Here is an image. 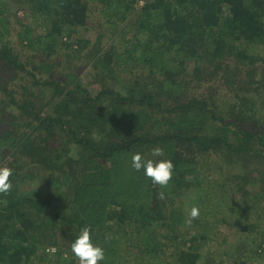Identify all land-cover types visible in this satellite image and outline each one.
Instances as JSON below:
<instances>
[{
  "label": "trees",
  "instance_id": "16d2710c",
  "mask_svg": "<svg viewBox=\"0 0 264 264\" xmlns=\"http://www.w3.org/2000/svg\"><path fill=\"white\" fill-rule=\"evenodd\" d=\"M98 2L104 16L96 38L78 34L79 48L61 63L51 51L62 33L77 34L93 23L89 0H22L33 17L19 31L24 54L0 38V167L13 168L11 189L0 193V264H21L50 244L58 245L59 254L61 244L71 251L84 226L106 250L98 264L118 258L117 224L120 233L129 231L158 252L161 243L151 228L160 219L164 236H176V264H198L193 247L205 234L176 235L183 225L193 227L177 213L183 205L177 195L200 184L201 169L221 166L218 157L238 164L245 180L264 177V54L256 51L257 44L264 45V0ZM0 14L7 29L11 19ZM107 29L115 36L133 30L134 47L125 45L122 52L106 47ZM41 47L48 51L45 58ZM122 58L133 63L129 80L122 76ZM188 61L194 62L190 72ZM78 64L88 68L89 83L81 82ZM221 83L229 88L230 102L219 92ZM154 147L163 149L162 157L152 155ZM137 152L174 162L167 186L132 167ZM30 164L33 169H27ZM35 170L55 186V194L37 199L19 193ZM59 184L68 187L66 193ZM257 202L262 206L253 216L261 220L264 197ZM255 205L234 210L249 218ZM174 207L177 215L167 217V208ZM198 222V230L211 231L206 221L192 223ZM60 229L64 235H58ZM262 249L253 253L259 257Z\"/></svg>",
  "mask_w": 264,
  "mask_h": 264
},
{
  "label": "rangeland",
  "instance_id": "374dc122",
  "mask_svg": "<svg viewBox=\"0 0 264 264\" xmlns=\"http://www.w3.org/2000/svg\"><path fill=\"white\" fill-rule=\"evenodd\" d=\"M89 1L90 3L92 2V0ZM91 5L94 12L92 16V19L94 18L93 23L89 26V28H80L81 31L79 30L77 34L74 33L70 35L68 33H62V35H60V44H58L54 48V50L51 51L54 56H52V58H57V60H60V63L68 60V54H72V52L70 51L73 50V48L77 50L80 46L78 34L81 35L82 38H84L83 36H85V38H88L90 40H94L96 38L98 32L96 26L102 28L101 21L103 20L102 17L104 16L102 14V9L104 7L102 8V5L99 4L98 0L93 1ZM22 6V0H0V11H2V15L4 17H7L8 19H11V24L7 26V29H2L0 25V38H2L4 41L8 40V46L15 47V50L20 53H23L25 48L21 47L20 43L22 33H19V31L22 28L23 23H33V17H28L27 12L24 9L25 7ZM39 30L41 32V29ZM115 30L119 29L116 28ZM65 31L68 32L67 29ZM104 32L105 35L103 36V43L106 45V47L113 45V47L119 52H122L124 50L125 45L134 47L133 39L135 38L133 37V30H127L124 36L121 31H119L120 35L118 34L117 36L114 35V32H111V29H107V31L104 30ZM256 46H258L256 51L260 55H263L264 45L257 44ZM45 47H41V50H43V58H45L48 54V51L45 52ZM52 58H50L49 60H51ZM176 58H180V56H177ZM122 59L123 62L121 63L120 67L123 70L125 68V72H122V76L128 78L129 80L132 75L129 70L131 71L133 63L127 58ZM232 60V57L227 59V62L231 64L230 68L234 65ZM193 63V61H188L186 63V72L191 71L190 69L192 68ZM77 67L79 70V77L81 79V82H83L84 84L89 83L92 80V75H90L88 68L83 67L82 64H78ZM139 71H141V69H138V67L134 68V72L139 73ZM219 92H221V94L226 97L225 99L230 102V99L229 97H227V95L230 96L231 93L229 92V88L226 84L221 83V89ZM253 96L258 105L263 103L259 95L254 94ZM263 108L264 105L261 108L262 112H264ZM218 158L219 159L216 162H221V166L211 164L208 170L201 169L199 176L200 184L194 185L193 187L186 189V191H184L183 193L178 194L177 199H182L183 202L181 209L177 211L178 207H174L173 210H169V208H167L166 216L169 217L172 212L176 215L177 213L179 214V212H183L185 217L187 218L185 221L189 223V208L192 205H197L199 207V216L191 219V223H189L193 227L183 225V227L181 226V229L179 228V231L176 233L177 235L178 233L183 234L189 231L190 233L196 234V232L203 231L200 232V234L203 233L205 235H201L200 237H198V240L195 242V246L193 247V251H197V253H199L198 264H229L236 262V260L238 264H243V258L247 259V264H252V261H255V264H264V243L260 244L263 241L262 239L264 238L262 235L264 229V217L261 220H258L260 217L253 216V214H256L257 210L259 211L262 206V203L260 204L259 202H257V199L259 198V196L264 197V192L262 189V187H264V182L263 180L260 181L259 179H252H263L264 177H261L260 175H254L251 177V179L245 180L241 177L244 175H241L243 171L238 168L240 167L238 166V164L232 162L230 166L229 163L231 162V160H227L222 157ZM225 165L228 167H226L224 171L222 166ZM27 166L28 165H26V167ZM34 166V164H30L27 169H33ZM228 168L230 169L228 170ZM36 173V176L33 178L31 176L25 177V180L21 183V186L19 188V193L37 199H42L45 194H48L49 192L55 194V186L47 182V180L44 178V174L37 171ZM225 173L229 174V178H225ZM58 189L66 193L68 187L64 186L63 184H59ZM161 200H163L162 202H164L168 199ZM253 202H255L256 205L253 210L249 209V218L241 215L240 213H238V211H236L244 208L246 204L249 205ZM175 211H177V213H175ZM262 213L264 216V212ZM197 219H199L201 222H208L212 227L211 231H207L208 233L204 232L205 230H207V228L204 229L203 226L202 230H198L199 226L202 224L200 222L192 223L193 220ZM161 222L162 219L156 222L158 223L157 229L154 227L151 228L152 233L155 234L156 241L161 243L160 250L158 252L154 250L153 246L147 245L144 241L138 243L134 235L129 234V231L124 232V234L120 233V231H118V224L114 226L116 233L114 234L118 239H120L118 240L119 254L116 260H109V263L176 264V257L174 255V252H176L177 249L173 246L172 243L173 239L176 236H164V227L161 225ZM253 224L257 225V227L253 228L251 231L244 230L245 227L251 228ZM58 235H64V231L60 229ZM182 238L183 236H179V239H181V241L183 242ZM65 245L66 244H61L64 250H62L60 254L58 252V245H46V248L44 247L45 249H38V252L32 258L25 260L21 264H71V258H73L75 262L79 264L78 258L72 253V251H67V247ZM186 247L191 248V242L189 240ZM260 248H263L262 255L258 257L253 252L255 251V249ZM53 249H55V251H53Z\"/></svg>",
  "mask_w": 264,
  "mask_h": 264
},
{
  "label": "clouds",
  "instance_id": "9594fccd",
  "mask_svg": "<svg viewBox=\"0 0 264 264\" xmlns=\"http://www.w3.org/2000/svg\"><path fill=\"white\" fill-rule=\"evenodd\" d=\"M151 152L155 157L163 156V149L160 147H154ZM131 159L132 167L137 171L143 170V174L149 177L153 184L167 186L173 176L175 165L171 159L154 160L144 157L139 152L134 153ZM12 173L13 168L0 167V193H7L11 189L12 183L9 177ZM164 195L163 192L159 193L160 198H164ZM199 214V207L192 205L188 211L190 217L188 222L191 223V219L198 217ZM71 251L78 258L79 264H98V262L104 261L106 256L105 248L92 239L89 226H84L79 230L71 242Z\"/></svg>",
  "mask_w": 264,
  "mask_h": 264
}]
</instances>
